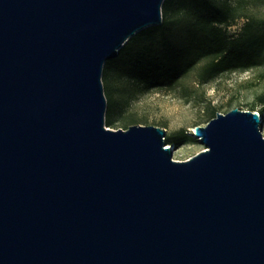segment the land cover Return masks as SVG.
Returning <instances> with one entry per match:
<instances>
[{
    "label": "water",
    "instance_id": "95a60500",
    "mask_svg": "<svg viewBox=\"0 0 264 264\" xmlns=\"http://www.w3.org/2000/svg\"><path fill=\"white\" fill-rule=\"evenodd\" d=\"M164 2L0 0V264H264V114L218 112L188 160L106 126L105 64Z\"/></svg>",
    "mask_w": 264,
    "mask_h": 264
},
{
    "label": "trees",
    "instance_id": "16d2710c",
    "mask_svg": "<svg viewBox=\"0 0 264 264\" xmlns=\"http://www.w3.org/2000/svg\"><path fill=\"white\" fill-rule=\"evenodd\" d=\"M238 9L230 1L165 0L163 23L139 31L117 57L108 60L103 82L108 85L117 74L142 90L174 89L190 72H196V82L203 84L224 73L264 64V23L246 16L240 32L230 34L228 30L240 17ZM107 99L109 117L114 105ZM260 99L264 104V96ZM262 111L264 114V107ZM217 113L215 109L213 117ZM194 141L184 129L168 140L175 148Z\"/></svg>",
    "mask_w": 264,
    "mask_h": 264
},
{
    "label": "rangeland",
    "instance_id": "374dc122",
    "mask_svg": "<svg viewBox=\"0 0 264 264\" xmlns=\"http://www.w3.org/2000/svg\"><path fill=\"white\" fill-rule=\"evenodd\" d=\"M217 1H230L239 8L240 17L228 29L230 34L241 31L246 16L264 23V0ZM104 89L114 105L111 116L106 114V126L115 130H126L137 124L162 126L169 140L172 133L182 129L193 135L198 126H206L214 118L215 109L227 113L234 108H256L260 113L264 107L260 99L264 96V64L246 71L224 73L203 84L196 82V72H190L174 89L142 90L130 79L114 74L108 85L104 83ZM261 129L264 135V122ZM204 149L205 145L196 139L176 147L173 157L188 160Z\"/></svg>",
    "mask_w": 264,
    "mask_h": 264
},
{
    "label": "built area",
    "instance_id": "2783aa9c",
    "mask_svg": "<svg viewBox=\"0 0 264 264\" xmlns=\"http://www.w3.org/2000/svg\"><path fill=\"white\" fill-rule=\"evenodd\" d=\"M260 115H261V113H260Z\"/></svg>",
    "mask_w": 264,
    "mask_h": 264
}]
</instances>
